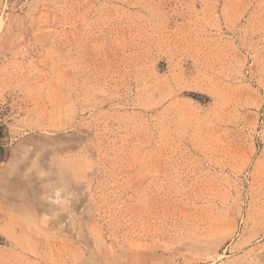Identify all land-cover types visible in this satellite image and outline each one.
I'll return each instance as SVG.
<instances>
[{
  "label": "rangeland",
  "instance_id": "rangeland-1",
  "mask_svg": "<svg viewBox=\"0 0 264 264\" xmlns=\"http://www.w3.org/2000/svg\"><path fill=\"white\" fill-rule=\"evenodd\" d=\"M0 264H264V0H0Z\"/></svg>",
  "mask_w": 264,
  "mask_h": 264
}]
</instances>
